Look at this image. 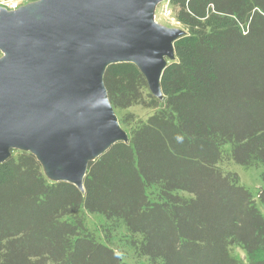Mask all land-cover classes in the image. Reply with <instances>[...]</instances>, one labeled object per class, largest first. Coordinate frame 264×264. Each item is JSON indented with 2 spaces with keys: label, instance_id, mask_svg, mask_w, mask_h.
Here are the masks:
<instances>
[{
  "label": "trees",
  "instance_id": "obj_1",
  "mask_svg": "<svg viewBox=\"0 0 264 264\" xmlns=\"http://www.w3.org/2000/svg\"><path fill=\"white\" fill-rule=\"evenodd\" d=\"M168 1L184 33L162 98L137 65L108 64L112 109L147 97L155 111L88 162L83 191L48 179L29 151L0 162V264H127L118 246L128 241L144 264H264L256 198L218 167L225 154L264 164V0ZM256 197L264 206V186ZM82 209L105 218L104 241L81 217L62 219ZM118 223L141 239L115 241Z\"/></svg>",
  "mask_w": 264,
  "mask_h": 264
},
{
  "label": "water",
  "instance_id": "obj_2",
  "mask_svg": "<svg viewBox=\"0 0 264 264\" xmlns=\"http://www.w3.org/2000/svg\"><path fill=\"white\" fill-rule=\"evenodd\" d=\"M160 1L42 0L38 18L2 12L0 162L13 149H30L52 168L48 179L83 191L88 162L128 140L102 81L108 64L137 65L149 92L162 98L160 76L184 30L151 21Z\"/></svg>",
  "mask_w": 264,
  "mask_h": 264
},
{
  "label": "rangeland",
  "instance_id": "obj_3",
  "mask_svg": "<svg viewBox=\"0 0 264 264\" xmlns=\"http://www.w3.org/2000/svg\"><path fill=\"white\" fill-rule=\"evenodd\" d=\"M42 0H0V15L2 12L4 13H15L16 11L24 10L26 12L31 13L35 16V14H39V6ZM167 8L165 12L164 9ZM171 10V12H170ZM152 22L159 25L160 27L170 28V29H182L181 24L175 20V10L173 7L170 6L168 0H163L157 2L152 10ZM3 51L0 50V59L5 58ZM169 59H167L168 61ZM114 114L117 118V122L119 123L121 129L125 131L127 134L133 128L138 127L146 118L155 111V108H149L147 106V97L139 100L138 103L126 107L124 109H113ZM123 122L124 124L120 123ZM225 151L229 152V146H224ZM21 151L20 149H13L11 152L17 153ZM218 167L225 173L231 172L235 173L238 176V184L243 185L256 198V203L258 204L261 213L264 217V206L260 203L256 194L258 193L259 189L264 186V181L262 178V173H264V164L258 163L254 164L253 166L246 167L241 164H236L231 159H229L228 155H224L223 160L218 164ZM182 196L189 197L190 194L188 192H183ZM75 216H79L83 219V224L85 228L91 232L95 237L98 239L100 238L104 241L106 238L103 237V224L106 223L105 218L102 215L96 214H89L85 210H79L74 214H70L69 216H64L62 219L72 220ZM116 228L113 230V239L115 241L119 240V237H123V240L126 238L135 239L134 241H139L141 236L135 234L134 236L130 235L126 232V229L122 224H117ZM119 251H121L123 261L127 264H144L148 261L147 257H141L137 254L136 250L132 248V245L129 241L123 246L121 242L119 243ZM231 255L242 257L245 254L244 250L240 247H232L230 248Z\"/></svg>",
  "mask_w": 264,
  "mask_h": 264
},
{
  "label": "bare ground",
  "instance_id": "obj_4",
  "mask_svg": "<svg viewBox=\"0 0 264 264\" xmlns=\"http://www.w3.org/2000/svg\"><path fill=\"white\" fill-rule=\"evenodd\" d=\"M155 4H153V6L151 7L150 9V13H151V17H152V10H153V7H154ZM35 16L38 18L40 15L38 14H35ZM152 21V20H151ZM1 50V48H0ZM4 55H5V52L3 51ZM6 56V55H5ZM169 58H172V57H169ZM167 58V59H169ZM20 150H23V148H19ZM28 151H31L30 149H27ZM93 158V157H92ZM42 168L44 170V173L46 174V176L50 179H53L52 177V168H50L46 163H43L42 164Z\"/></svg>",
  "mask_w": 264,
  "mask_h": 264
},
{
  "label": "built area",
  "instance_id": "obj_5",
  "mask_svg": "<svg viewBox=\"0 0 264 264\" xmlns=\"http://www.w3.org/2000/svg\"><path fill=\"white\" fill-rule=\"evenodd\" d=\"M164 11L166 12L167 11V8H165ZM170 12H171V10H170Z\"/></svg>",
  "mask_w": 264,
  "mask_h": 264
}]
</instances>
